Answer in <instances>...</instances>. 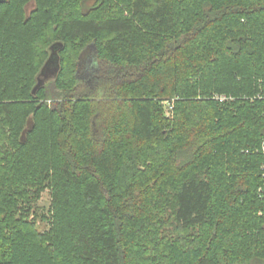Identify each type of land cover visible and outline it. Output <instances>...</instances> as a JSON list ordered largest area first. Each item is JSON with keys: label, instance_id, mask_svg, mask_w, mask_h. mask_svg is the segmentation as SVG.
<instances>
[{"label": "trees", "instance_id": "obj_1", "mask_svg": "<svg viewBox=\"0 0 264 264\" xmlns=\"http://www.w3.org/2000/svg\"><path fill=\"white\" fill-rule=\"evenodd\" d=\"M263 143L264 0L0 5V264H264Z\"/></svg>", "mask_w": 264, "mask_h": 264}, {"label": "rangeland", "instance_id": "obj_2", "mask_svg": "<svg viewBox=\"0 0 264 264\" xmlns=\"http://www.w3.org/2000/svg\"><path fill=\"white\" fill-rule=\"evenodd\" d=\"M91 6V4H90ZM93 61H94V58H92L91 56L87 57L84 61H83V66H82V72L81 73V79L82 80H85L87 81L88 80V71L87 69L89 67H91L93 65ZM54 79V76H52L50 74L49 78L46 79L45 81V84L50 82L51 80ZM217 97H226V96H220V95H215L214 98H217ZM166 102H172V101H164L163 102V106L164 108H166ZM166 111V117L167 118H172L173 116H167V110ZM51 204H52V199H51V195H50V192L49 191H45L42 195V199L38 202L37 206H38V215H39V221H38V226H39V230L40 231H47L49 228H50V224L49 223H43L41 221V216L42 215H47L49 216L48 214V211L50 210L51 208ZM34 216V215H33Z\"/></svg>", "mask_w": 264, "mask_h": 264}, {"label": "water", "instance_id": "obj_3", "mask_svg": "<svg viewBox=\"0 0 264 264\" xmlns=\"http://www.w3.org/2000/svg\"><path fill=\"white\" fill-rule=\"evenodd\" d=\"M5 1L7 0H0V5L3 4ZM59 69V59L55 56L54 53L41 70V74L37 79L38 83L33 90V94H36L37 90H39L42 86L45 85V81L49 78L50 74L55 78L58 75Z\"/></svg>", "mask_w": 264, "mask_h": 264}, {"label": "built area", "instance_id": "obj_4", "mask_svg": "<svg viewBox=\"0 0 264 264\" xmlns=\"http://www.w3.org/2000/svg\"><path fill=\"white\" fill-rule=\"evenodd\" d=\"M216 100H219L220 102H224V101H227L228 98L227 97H217ZM166 110H167V116H172V112H173V109H174V104H173V101L172 102H166ZM262 151L264 153V143L262 145ZM263 170H264V166H263Z\"/></svg>", "mask_w": 264, "mask_h": 264}]
</instances>
